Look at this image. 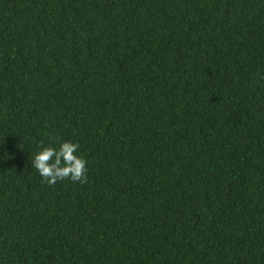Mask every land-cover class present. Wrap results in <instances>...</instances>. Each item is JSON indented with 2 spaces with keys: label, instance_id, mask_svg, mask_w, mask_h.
<instances>
[{
  "label": "trees",
  "instance_id": "trees-1",
  "mask_svg": "<svg viewBox=\"0 0 264 264\" xmlns=\"http://www.w3.org/2000/svg\"><path fill=\"white\" fill-rule=\"evenodd\" d=\"M0 264H264V0H0Z\"/></svg>",
  "mask_w": 264,
  "mask_h": 264
},
{
  "label": "clouds",
  "instance_id": "clouds-1",
  "mask_svg": "<svg viewBox=\"0 0 264 264\" xmlns=\"http://www.w3.org/2000/svg\"><path fill=\"white\" fill-rule=\"evenodd\" d=\"M78 144L63 141L59 147H41L33 156L32 166L49 185L57 181L70 179L73 182H85L87 161L76 155Z\"/></svg>",
  "mask_w": 264,
  "mask_h": 264
}]
</instances>
